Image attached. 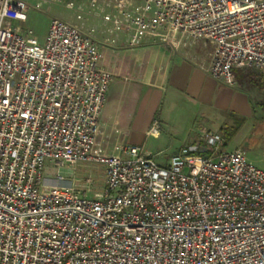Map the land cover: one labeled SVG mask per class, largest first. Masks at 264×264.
Here are the masks:
<instances>
[{"label": "built area", "instance_id": "1", "mask_svg": "<svg viewBox=\"0 0 264 264\" xmlns=\"http://www.w3.org/2000/svg\"><path fill=\"white\" fill-rule=\"evenodd\" d=\"M50 1L79 21L98 16L130 47L204 41L207 74L228 86L235 70L264 68V0ZM27 9L0 0V264H264V171L217 132L166 166L143 147L106 155L95 137L112 75L98 65L95 29L52 19L40 45L14 25ZM159 135L154 120L146 136ZM80 162L103 166L92 198L43 178L47 163Z\"/></svg>", "mask_w": 264, "mask_h": 264}, {"label": "rangeland", "instance_id": "2", "mask_svg": "<svg viewBox=\"0 0 264 264\" xmlns=\"http://www.w3.org/2000/svg\"><path fill=\"white\" fill-rule=\"evenodd\" d=\"M21 1L28 7L26 22L23 25H14L31 31L40 45L45 40L52 19L69 23L84 32L94 28L96 38L100 36L101 31H106L107 25L98 16H85L84 20H77L75 9L69 8L65 2ZM36 5L39 6L38 9H35ZM234 77V86H228L211 77L200 78L202 84L210 88L212 96L209 100L202 99L191 104V109L184 114L179 112L176 103L170 101L167 92L159 105L158 114L154 117L159 123V137H145L146 110L136 126L121 137L122 147H143L157 164L166 166L169 159L183 145L198 142L205 132H217L224 138L227 151L239 149L248 162L264 171V68L247 67L235 70ZM236 94H240L244 101L252 104L254 115L247 116L240 108ZM220 97L222 100L227 98V106L224 108L221 107L223 103L219 102ZM259 104L260 119L255 115ZM57 175L66 181L73 180L75 189L85 191L88 198L99 194L103 188V166L99 163L80 162L75 167H55L47 163L43 178L50 180ZM87 179H90L91 183H86Z\"/></svg>", "mask_w": 264, "mask_h": 264}, {"label": "crops", "instance_id": "3", "mask_svg": "<svg viewBox=\"0 0 264 264\" xmlns=\"http://www.w3.org/2000/svg\"><path fill=\"white\" fill-rule=\"evenodd\" d=\"M107 28L109 25L98 38L95 37L96 30L92 34L99 45L98 65L112 75L99 114L95 147L106 155L119 156L123 148L121 137L136 126L146 110L144 134L147 137L167 92L181 114L198 100L210 99L212 92L200 78H210L206 70L211 46L183 37L177 50L148 43L130 47L126 35L109 33ZM236 96L247 116L254 115L252 104L244 101L240 94ZM219 102L223 103L221 107L227 106V98L222 100L220 97ZM258 109L255 115L260 119V104Z\"/></svg>", "mask_w": 264, "mask_h": 264}]
</instances>
